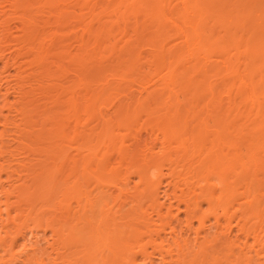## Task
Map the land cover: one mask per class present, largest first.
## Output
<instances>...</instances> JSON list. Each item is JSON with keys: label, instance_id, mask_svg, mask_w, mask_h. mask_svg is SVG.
Masks as SVG:
<instances>
[{"label": "bare ground", "instance_id": "obj_1", "mask_svg": "<svg viewBox=\"0 0 264 264\" xmlns=\"http://www.w3.org/2000/svg\"><path fill=\"white\" fill-rule=\"evenodd\" d=\"M19 238L264 264V0H0V264Z\"/></svg>", "mask_w": 264, "mask_h": 264}, {"label": "rangeland", "instance_id": "obj_2", "mask_svg": "<svg viewBox=\"0 0 264 264\" xmlns=\"http://www.w3.org/2000/svg\"><path fill=\"white\" fill-rule=\"evenodd\" d=\"M161 199V198H160ZM182 214V213H181ZM182 216V215H181ZM24 241V238H19L17 241H16V243L14 244V247H13V257L14 258H16L15 260H16V262H15V264H21V261H22V259H23V248H21L22 246V244H21V242H23ZM42 241V240H41ZM23 256V257H22Z\"/></svg>", "mask_w": 264, "mask_h": 264}]
</instances>
